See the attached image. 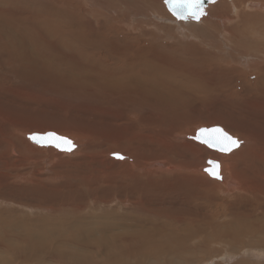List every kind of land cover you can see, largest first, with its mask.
<instances>
[{
    "label": "bare ground",
    "instance_id": "1",
    "mask_svg": "<svg viewBox=\"0 0 264 264\" xmlns=\"http://www.w3.org/2000/svg\"><path fill=\"white\" fill-rule=\"evenodd\" d=\"M28 1L30 3V0H28ZM28 1H26V2H28ZM49 2L55 3V1H49ZM215 2H216V0H214V2L209 3L203 9V14L200 16L199 20H194L191 17H188L187 19H184V20H176L175 22L178 24H180L181 21H183V23L188 22V21L198 22V21H200V19L202 17H204L207 14V17L202 18V20H201L202 22H200L199 25H198L199 22L198 23H192V24L188 23L185 26L186 27L185 30H183V28L180 27L179 30H181V32H180V35H178L177 37H171L170 36V37H168V39L167 38H159L158 36L151 35L153 32L152 33L148 32V34L151 35L150 37L152 39L151 38L147 39L146 36L142 37L143 35L134 36L133 37L134 40L130 44H126L124 42V39H126V38H124L123 36H122V38H120L117 33L116 34H117L118 38H116V36H114L108 29L104 30V34H107L108 37H106L105 35L102 36L103 33L98 28H94L93 31L91 32V29L88 26V21L87 20L85 21V19H80V20L78 19L77 20L78 23L73 24L75 13L73 12V10L68 11L67 8H65L67 6V4H65L66 2H59L58 1L56 3V8L51 6L50 3H49V5H43V4L41 5L39 3L38 4H36V3H30V4L24 3V4H22V3L18 2L16 4L15 11L13 12L14 13V19H13L14 22L7 23L6 21H4L0 17V29L3 30V32H4V34L0 35V44H1L0 47L2 46L3 50L6 53L9 51V54L15 53L14 55H16V56H12L10 59V60H15L14 63H18V65H16L15 67L17 69H19V71L13 75L15 78L19 79V81L21 79H23V80H36V81L42 80V81H44L45 84H49L50 87H52V88L60 89V90H66V91H69V93L73 92L74 94L76 93L79 96H81V95L85 96V97L89 96L91 101H94V100L97 101V98L102 99L104 102V107L110 109L108 111L104 109V117L105 116L111 117L112 114L114 113L113 111L116 110L115 113H117L118 116L115 118V121L116 120H118V121L122 120L123 121L120 125L118 124V126H117L118 128H121V130H122L121 125L130 124V118L129 117L134 118V119H136V123L138 124V126H136L137 131H140L144 136H146L147 138L150 139L151 145L154 148V149L152 148V151L153 150L156 151L157 152L156 154L145 156V155H141V154L139 155V154L135 153L134 157L131 158L129 156L130 154L127 153L126 155L123 156L124 159H116L115 156L113 155L115 152H113V151L111 153L108 152L110 154V158L112 159V164L110 167H108L106 169L107 170L106 172H108L110 177H112V178H111V180H109L105 177L103 186L110 187L112 183L119 182V179H121V183H122L123 178L125 176H127V178L130 179L132 183L136 182V185L134 186L136 189L137 188H143L142 190L140 189L141 190L140 194H142V195H146V194L148 195L152 191H154V192H158V191L159 192H166L168 195L170 192L173 193L174 189L180 191L179 200H178L179 204L178 205L180 207L183 206L184 208H186L185 210L183 209L182 212H184V215H186L187 217H184L183 214L180 213L181 211L179 213H175V214H172L171 211L167 212V214H169L171 216V217H169L170 218L169 220L171 223V229H170L171 234L169 233V236H167L166 234H163L162 230L157 228V229L151 230L152 231L150 233L151 235L148 236V233H147V238L145 237V239H146L145 241H147L145 243H148L149 245H151L150 246V249H151L150 255L152 257H150V258H152L153 262L154 261L159 262L165 258L163 260V261H165V264H175L177 262H182L181 264H190L192 262L191 257H194V259L196 260V258H195L196 255H199L200 253H202V252H200V250L198 251L197 248H198V246L202 245L203 243L206 245L207 244L209 245V246H207V249H205V250H208L209 249L208 247H212V254H216V255L222 254V250H225L229 246L233 247V248L237 247V246H235L237 239H238V241H239V239L242 240V242L240 241L241 243L239 242L240 245H243L242 244V243H244L243 240L246 238V240L252 244L257 243L261 246H264V238H261V236L264 235V139L263 140L258 139L254 134H251V132H245V131L240 132L239 138L243 139L244 144L242 143L243 144L242 145L240 143L238 147H235V149H237L239 147H241V148L236 153L234 152L236 150L233 149L232 150L234 152L233 155L231 154V158L230 157L227 158L231 161H234L235 164H233V163H232L233 165L232 164L230 165L229 163L226 164V165L229 164L231 168L230 167H229L230 169L228 168V170H230L229 171L230 173L227 174V177H225V178L224 177L222 178L223 175L221 174L222 173L221 172V165L216 160L206 159L207 166L204 169V171L206 173H208L210 177L220 181V183H219V182H215V181H211V180L207 179V177L204 176V174L202 173L203 169L199 168V167H201V163L204 162L202 159L204 154L200 155V150H199L198 146L193 145V144H189V143H185L186 141H184V142L181 141L182 142L181 144L179 142V143H176L174 145V144H171L169 141H159L157 139V137L154 136V133L157 136L162 137V138H165L169 135H175L174 133L181 132L186 126L195 122V118H193V116L188 115V113L182 114V110H183L184 106L189 105L190 101L187 99V96H186V95H188V93L183 91L181 89V87H185L187 90H189V92H191L195 96H197V94L199 96L200 93L204 96H209L211 98L216 97L218 94L219 95L220 94L226 95V93H224L222 91H225L227 88H229L226 86L225 80L230 77L229 76L230 73L229 72L226 73V70L222 67H216V64H218L220 66V63H222V62L224 63L227 58H229L228 63L231 64L233 61L235 62L237 56H235V58L232 56L229 57V53L227 52L225 54L226 55V58H225V57H222L223 55L220 56L219 53L217 52L218 54L217 53L216 54L218 55V57L220 56V58H219V60H216V58H214L215 60H213L211 58V55H212L211 53L214 50L215 41L220 43V44L222 43V45L224 47H226L227 45L232 44V42H233L232 39L235 36L233 34L234 30L231 28V33H232V35L230 37L231 39H229V38L227 40L222 39L223 37L228 36L227 29L231 27V26L227 27V25H230L231 20L228 17H223V16H225V14L222 17L217 15V17L219 16L218 21H220V23L218 22V24L220 25V27L222 29L221 30L219 29L220 31L216 34L217 28H214L215 24H214V22H211L212 19L215 18V14H214L215 11L213 9L209 10L210 8L213 7V4ZM163 3H164V1H163ZM24 5H25V7L23 9H21ZM224 5H226V4H224ZM244 5L245 4L242 5L243 9L245 8ZM248 6L250 8H254V9L256 7V5H250V3L247 5V7ZM219 7H221V6H219ZM257 8L262 9L263 6L259 5V6H257ZM238 10H239L238 6L234 5V8H232L230 10V12H233V15L238 16V13H239ZM206 11H209V12L206 13ZM211 11H214V12L211 13ZM252 11H254V10H252ZM263 11H264V9H263ZM69 12H71V13H69ZM159 12H160V10H159ZM160 15H162V14H160ZM236 16H234V17H236ZM48 23H49V27L47 26ZM245 27H247L246 30L249 28V26H245ZM237 29L238 28H236V30ZM96 30L100 32V35L98 36L99 38H92V34ZM143 32H145V31H143ZM234 32H238V31H234ZM156 33H157V31H156ZM52 35L56 36L57 42L54 45V48H52V50H50L49 47L46 46L45 44H47V41H49L52 38ZM35 36H37L39 40H36ZM245 36H247V35H245ZM157 38L171 41L169 44L170 48H165L168 44L166 45L165 43L157 42V40H158ZM191 38H194L197 41L196 43L194 42L195 45H192L189 43ZM243 38L244 37H242V39ZM245 38L247 40V37H245ZM260 38L257 39L258 42L260 41ZM121 39H123V40H121ZM194 39H192V40H194ZM252 39H254V38H252ZM252 39H251V41H252ZM92 40H93V42L91 43ZM33 41L35 44L33 43ZM161 41H163V40H161ZM153 42H155L154 46L152 45ZM262 42H263V40H262ZM243 43L244 42L242 41L241 44H243ZM149 44L151 46H149ZM250 44H251V42H250ZM48 45H51V44L48 43ZM58 46H62L63 49L67 50L71 54V56H68L66 54L62 55L63 54L62 52H61L62 53L61 55H59V53H56L59 50L58 48H56ZM247 46H248V43L245 45V47H247ZM6 47L8 48V50H6ZM238 47H239V45H238ZM177 48H181V49L177 50ZM215 48H219V45ZM56 49H57V51H56ZM256 49L257 48H255L254 50H256ZM224 50H226V49H224ZM181 52H183V53L179 55V53H181ZM259 53H258V56L264 55V54H261V53L259 54ZM9 54H8V56H9ZM94 55H96V56H94ZM254 55H256V57H257V54H254ZM241 56H244V55H241ZM241 56H239L240 58H239L238 62L240 61V63L243 64L244 68L249 67L248 62H247V65H244L246 61L242 60ZM75 57L78 58V60L76 59L77 61L74 60ZM259 60H264V56L261 57V59L259 58ZM72 61H74L75 63ZM255 61H258V60L257 59L253 60V62H255ZM235 63H237V62H235ZM258 63H259L258 68H260L259 72L262 74V73H264V64H262V63H264V61H258L257 64ZM241 64H239V66ZM250 68H251V66H250ZM8 75H10V74H8ZM92 78L96 79V82H98L97 80H99V83H96V84L92 83L91 81H94V80H91ZM7 81H8V78H7ZM225 87H227V88L225 89ZM218 90H221V91L218 92ZM9 92H11V91H8V93ZM15 92H16V90H15ZM216 92H217V95H214V94H216ZM227 93H228V91H227ZM249 94L250 93H248V92L246 94H243L240 92L238 95L240 97H238V96L237 97L239 100H241L243 102L244 100L250 99V97H247V96H250ZM69 95H71V94H69ZM92 95H94V98H92L94 100L91 99V97H93ZM202 95H200L199 97L202 98ZM150 102H159L161 104V111L159 114L157 113V116L155 118H152V115H154V110L152 108H155L156 105L151 106L149 108H147L145 106V104H149ZM94 104L96 105L95 102H94ZM95 105H93V106H95ZM107 105L108 106L110 105L112 108L108 107ZM139 109L140 110L143 109L145 111L139 112V113H141V115L139 113H137V116H135L136 110H139ZM3 113L4 112L0 109V123H3V126H5L6 124H8L9 127L15 126L14 124H10L6 120ZM22 116H20V117H22ZM211 116H212V114H211ZM144 119H146V121H144ZM222 119H224V118L222 117ZM82 126H84V125H82ZM214 127L222 129L218 126L203 127V128L210 129V128H214ZM35 128H36V126H35ZM18 130H20V129H18ZM45 130H48L47 127H45ZM35 131L37 132L36 129H35ZM83 131H84V129H83ZM36 132H33V133H36ZM47 132H52L55 135L62 137V138H65L67 140H70L72 142V145H73L72 148L73 149L71 151H60V152H64L65 154H72V153L76 152V144L74 143V141L72 139L65 136L64 133L61 134V133L53 132V131H47ZM39 133L42 134L40 132V130H39ZM83 133L84 132H82V134L78 133L75 136L77 138L79 137L78 138L79 140H82L84 138ZM193 133H195V132H193ZM225 133H227V132H225ZM29 134H31V133H29ZM29 134L26 135V138L28 137ZM86 135L88 136V134H86ZM92 135H94V134H92ZM131 136L125 135V139L120 142V144H122V143L123 144H132V146L130 147L131 148L130 151L133 148H135L133 146V144L135 143L136 139L138 138V137L137 138L135 137V139H133V138H131ZM133 136H135V135H133ZM180 138H183V134H182V136H180V135L178 136V134H176V136L174 137V141H179ZM147 140H145V141H147ZM185 140H186V138H185ZM237 140L241 142V139L240 140L237 139ZM2 141H3V139H2ZM112 141H115V140H113V139H111L109 141L104 140V143H111ZM7 143H8V141H7ZM30 143H32V142H30ZM147 143H148V141H147ZM32 144H34V143H32ZM168 144H170L169 150L166 149L167 148L166 146ZM34 145H36V144H34ZM111 145L116 146V143L112 142ZM40 147H42V148L51 147V148L55 149L56 151H59L53 146H40ZM141 147H143V146H141ZM176 148H177V150H176ZM8 149H10V148H8ZM47 149H50V148H47ZM181 150H184L185 154H187V153H194L197 155L199 154V158L196 160V162H194V161L190 162L187 158L188 156L186 157V155L183 152L182 153L179 152ZM7 151H9V150H7ZM211 151H212V149H211ZM19 153H20V151H19ZM166 153H169V154H166ZM220 153H222V152H220ZM119 155H121V153ZM187 155H189V154H187ZM132 156H133V154H132ZM222 157L224 159V156H222ZM235 157H238L237 161H236ZM219 158H220V156H219ZM114 160H117V161H114ZM12 163H14V162H12ZM114 169H115V171H114ZM121 169H125L126 174L124 177L120 176V177H118L119 179H116L114 177V175H115V173L119 174V171ZM206 169L208 171H206ZM84 170H82V171H84ZM150 170L154 171V177H157V179L152 180L146 174H144L146 172H150ZM228 170H227V166H226V173L228 172ZM80 171H81V169H80ZM210 172L217 173L219 178H215L213 175H210ZM94 173H96V172H94ZM72 175H70V176H72ZM75 175H77V174H75ZM104 176H106V175H104ZM168 178H171L170 181L168 180ZM88 180H90V179H88ZM44 181H45L44 179L38 178V179H35V181H33V180L32 181H26V185L30 184V183L33 184L35 182L37 183V185L38 184L44 185ZM100 181H102V180H100ZM23 182H25V181H23ZM84 184H86V182H84ZM98 185H100V184H98ZM5 186L7 187V185H5ZM76 186L73 184L70 185L68 190L65 193L71 194L73 191L76 190ZM147 186H149L150 189H148ZM32 187H35V186H32ZM86 187H88V186H86ZM123 187L124 186H122V188ZM145 187H147V189ZM19 188H20V186H19ZM41 188H43V187H41ZM93 189H94V187H93ZM132 189L133 188H131V190ZM30 190L28 191L29 193H30ZM110 190L112 191L111 188H110ZM32 191H34V190L32 189ZM37 191H39V190H37ZM124 191L125 190H123V192ZM105 192H107V191H105ZM118 192H120V191H118ZM50 193H51V191H50ZM173 194H175V193H173ZM216 194L221 195L222 196L221 198H228L227 196L230 194L232 196L231 197L232 200L234 198L232 205L228 204V203L225 205L223 200H217L216 196H215ZM106 195H107V193H106ZM32 196H34L33 193H32ZM98 196H100V195H98ZM134 196L131 195V197H130V195H129L127 197L128 199L125 200L124 202H122L119 198V195H118V197L115 200H113V202L117 201L119 204L122 203V204H124V207H125V205L127 207H129V205L136 206V204L143 202V199H141V201H139V199H138L139 197L135 198ZM175 196H177V195H175ZM13 197H15V196H13ZM18 197H15V198H18ZM41 197L42 196H40V199H41ZM141 197H143V196H141ZM105 199H110V198H108V196H107L106 198H104V200ZM11 200L0 197V232H1L0 233L1 234V237H0V264H14L11 259H8L6 257L5 253H7V252H5V250H10V252L15 256V258H17L15 261V264H26V263H24L26 260H31L32 262H34L35 260H39V255L41 253H44L45 255H50V256L57 254L59 252V246L68 248L69 245H73L76 247V250L87 248L88 245H90L89 244L90 241H88L89 239H85L84 237L77 235L79 233L78 232V225H77L78 221L82 222V224L84 226V230H85L84 233L89 234V236L93 235L94 229H99V233L104 232V228L99 227V225L97 228L93 227V223L95 220L94 219L92 220V217H91L92 215H88V216L78 215V214H75L73 216L70 215L72 217H70L69 219L64 221V225H62V223H59L57 221V219H56V221L58 223L54 222L55 218H53L54 217L53 216L54 213H53L52 214L53 217L50 215V217L53 218V222H51L50 225L47 224L44 226L45 227L44 231H47V232H43L45 234H40L41 232L39 231V225L42 224L40 222L42 220H39L36 218L33 219L32 217H31L32 218L31 219L28 217V215L24 214V217L22 216L23 217L22 222L26 223V224H30L34 227V228L33 227L32 228H25L22 225H20V223L17 219H13L14 218L13 217V211L14 210H17L18 212L22 211L20 208H19L20 210L15 208L16 206L22 207L27 212H33V211L38 209L41 212L44 211L47 213L48 212L52 213V212H55L58 210V213H59L60 206L61 207L62 206L67 207L68 209L74 208L75 212H76V211L80 210V208H81V207H79V203L75 204L74 202H71L69 200L65 201L63 204L62 203H59V204L58 203H52V202H51L52 203L51 204L49 202L50 204L49 203H44V204H40V205L38 204L39 206H37V208H36L35 206H33L29 203H26V202H22V201L17 202L18 200H16V201L15 200L11 201ZM38 200H39V198H38ZM189 200H191L190 203H189ZM101 201H102V199H101ZM37 202H36V204H37ZM43 202H44V200H43ZM148 203L150 205L151 202L149 201ZM103 204H104V202H103ZM81 205H84V204H81ZM141 205H143V208L149 209L146 206H144V204H141ZM172 205H174V204H172ZM108 206H110V205H108ZM122 206L123 205H121L120 207L122 208ZM150 207H152V206H150ZM136 208L137 207H135V209ZM154 209L156 210L155 207H154ZM133 210L134 209H132V211ZM158 210H160V209H158ZM61 211H62V209H61ZM83 211H84V209H83ZM126 211H127V209H125V212ZM218 211H219V213H218ZM67 212H69V210ZM67 212H66V215H67ZM91 212H93V210H91ZM125 212H123V213H125ZM130 212H131V210H130ZM150 212H151V210H150ZM161 212H163V211H161ZM223 212H225V215L223 214ZM1 213H7L8 215H11L12 221L8 220L9 216L7 217V219H3V216H1ZM22 213H24V212L22 211ZM58 213L56 212V215ZM63 213L65 214V212H63ZM113 213L117 216L116 211H114ZM32 214H31V216H32ZM44 214H46V213H44ZM111 214H112V212H111ZM151 214H152V212H151ZM207 214H209L210 217L212 218L211 221L205 220L204 218H202V220L204 219L206 222L203 221L204 223L200 224L201 223L200 217H204V215H207ZM46 215H48V214H46ZM121 216H125V215H121ZM180 216H182V217H180ZM18 217L20 218L19 215H18ZM163 217H164V215H163ZM39 218H41V217H39ZM48 218H49V215H48ZM158 218L161 219L159 217V215H158ZM158 218H156V219H158ZM99 219H97V220H99ZM224 219H227V220L223 221ZM63 220H65V219H63ZM104 220H106V219H104ZM128 220H129V218H128ZM107 221H105L106 225H107ZM116 221H118V220H115V222ZM156 222H157V220H156ZM214 222H222V223L217 224ZM17 223H19L18 228L20 229V231H16V233H11V231H7L6 233H4V226L15 229L17 227L16 226ZM112 223H113V220H112ZM131 223H129V224L133 225V222H131ZM168 223H169V221H168ZM191 224H193V226H194V224H196L197 227L195 228V227L191 226V228H190L189 226ZM122 225H124V223ZM155 226L157 227L156 224H155ZM148 231H149V229H148ZM209 231H213V234H209L208 233ZM257 232H261L260 238H256L255 233H257ZM64 233H68L69 236H67L66 238L63 237ZM243 236H245V237H243ZM112 239L114 241V238H112ZM200 240H202V241H200ZM51 246H52V248H51ZM42 247H44V248L40 253V249ZM199 248H203V247H199ZM242 248H243V246H242ZM241 251H242V249H241ZM207 252H206V254H207ZM227 252H230V250H228ZM234 252L236 253V251H234ZM252 254H254V253H252ZM13 255H12V257H13ZM80 255H78V256L80 257ZM84 255H86V253ZM224 255L225 256H223L224 257L223 259L218 257L219 259H222L221 263L225 262V260L229 261L231 259V258H228L230 256L227 257V255H229V254H227V255L224 254ZM92 256H93V254H92ZM165 256H167V257H165ZM94 257L96 258V256H94ZM133 257H135V256H133ZM198 257H200V256H198ZM202 257H201V260H203ZM214 258L216 260V257H214ZM55 259H57V258H55ZM137 259H138V256H137ZM140 260H138V261H140ZM86 261H88V260H86ZM197 261H196V263H198ZM216 261H218V260H216ZM54 262H56V261H54ZM244 262L245 261L240 260V261H237L236 264H242V263L244 264ZM140 263H143V261H140ZM149 263H151V262H149ZM230 263H231V260H230L229 264Z\"/></svg>",
    "mask_w": 264,
    "mask_h": 264
},
{
    "label": "rangeland",
    "instance_id": "2",
    "mask_svg": "<svg viewBox=\"0 0 264 264\" xmlns=\"http://www.w3.org/2000/svg\"><path fill=\"white\" fill-rule=\"evenodd\" d=\"M26 1H28V0H0V17L4 21H6L7 23L14 22L13 21V19H14V13L13 12L15 11L16 4L18 2H20L22 4H24V3L28 4L29 1L28 2H26ZM37 1L36 0L35 1L30 0V3H36V4L39 3L41 5L42 4L43 5H49V3H50L49 1H55V3L51 2L50 5L56 8V3L58 1L59 2H66L65 4H67V6L65 8H67L68 11L73 10V12L75 13L73 24L78 23V21H77L78 19L79 20L85 19V21L86 20L88 21V26L91 29V32L93 31L94 28H98L103 33L102 36L105 35L106 37H108L107 34H104V30L108 29L114 36H116V38H118L117 34L119 35L120 38H122V36L124 38H126V39H124V42L126 44L132 43L134 40L133 37L139 36V35H143L142 37L146 36L147 39L151 38L150 37L151 35L158 36L159 38H167V39L170 36L171 37H177L178 35H180V32H181V30H179L180 27L183 28V30H185V28H186L185 26L188 23L192 24V23H198L199 22L198 23V25H199L200 22H202L201 21L202 18L207 17V14H206L198 22L188 21V22L183 23V21H181L180 22L181 25H180V24L175 22L177 19L174 18L170 14V12L166 9V7L163 3L164 0H37ZM249 3H250V5H256L255 9L250 8L249 6L247 7V5ZM224 4H226V5H224ZM243 4H245L244 7L246 9L245 8L243 9V6H242ZM234 5L238 6V8H239L238 16L233 15V12H230V10L232 8H234ZM259 5L260 6L262 5L263 8L262 9L257 8V6H259ZM219 6H221V7H219ZM24 7H25V5L21 9H23ZM211 9H213L215 11V12L211 11V13L214 12V14H215V18H213L211 22H214V24H215L214 28H217L216 34L222 29L220 27V25L218 24V22L220 23V21H218L219 16L222 17L225 14V16H223V17H228L231 20L230 25H227V27L231 26L230 28L227 29L228 36L223 37L222 38L223 40H227L228 38L231 39L230 38L232 35L231 28L234 31H238V32L233 31V34L235 37H233L232 40L234 43L232 42L231 45H227L226 47H224L222 45V43L220 44V43L215 41V47H217L219 45V48L214 47V50L212 49L213 52L211 53L212 54L211 58L213 60H215L214 58H216V60H219L221 55H223L222 57L226 58L225 54L227 52L229 53V57L232 56L235 58V56H237L236 57L237 61L235 60V62H237V63H235L233 61L231 64H229L228 63L229 58H227L224 63L223 62L220 63V66L218 64H216V67H222L226 70V73L227 72L230 73L229 74L230 77L225 80L226 86L229 88L225 87V89L227 88L228 90L226 89L225 91H222V92L226 93V95L225 94H220V95L218 94L217 95V92H216V94H214V95H217V96L211 98L209 96H204L200 93L199 96L202 95V98H201L198 96V94H197V96H195L191 92H189V90H187L185 87H181V89L183 91L188 93V95H186V96H187V99L190 101L189 105L184 106V108L182 110V114L188 113V115L193 116V118H195V122H193L192 124H189V125L187 124L188 125V126H186L187 128L185 127L181 132L174 133L175 135L167 136L168 138L167 137H165V138L159 137L155 133H154V136L157 137V139L159 141H169L171 144H174V145L176 143H179V142L181 144L182 143L181 141H183V142L186 141L185 143H189V144H193V145L198 146V148L200 150V155L204 154V156L202 157L204 162H202L203 164L201 163V167H199V168L203 169L202 173L204 174V176L207 177V179L220 183V181L210 177L209 174L204 171V169L207 166L206 159L216 160L221 165V172L222 173L221 172L220 173L223 175L222 178L223 177L225 178V177H227V174L230 173L229 172L230 170H228L230 165L232 163L235 164L234 161H231L227 158H229V157L231 158V154L233 155L234 152L235 153L238 152V150L241 147L234 149V150H236L234 152L231 151L229 153L223 154V153H220L216 150L211 151L210 148H208L207 146H205L202 143H198V142L194 141L191 137H193L195 134L193 132H196L199 128L218 126V127L222 128L225 132H227L233 138L239 139V140L241 139V144L242 143L244 144V142H243L242 138H239L240 137L239 133L243 132V131L251 132V134H254L260 140L264 139V116H263L264 115V113H263L264 112V73L261 74L259 72V69H260V68H258L259 63L257 64L258 61H264V60H259V58L261 59V57H263L264 55L263 56L259 55L260 57L258 56V53L261 50L262 51L260 53L264 54V37H263L264 36V16H263L264 15V11H263L264 0H216V2L213 4V7L210 8L209 10H211ZM159 10H160V12H159ZM252 10H254V11H252ZM207 12H209V11H206V13ZM69 13H71V12H69ZM160 14H162V15H160ZM217 15H219V16L217 17ZM234 16H236V17H234ZM47 26L49 27V23L47 24ZM245 26H249V28L246 30L247 27H245ZM236 28H238V29L236 30ZM96 31H94V33L92 34V38H99L98 36L100 35V32L99 31L96 32ZM143 31H145V32H143ZM156 31H157V33H156ZM148 32H151V33L153 32V33L151 35H149ZM2 34H4V32H3V30L0 29V35H2ZM245 35H247V36H245ZM35 37H36V40H39L37 36H35ZM242 37H244V38L242 39ZM245 37H247V40ZM258 37L259 38L261 37L259 42L257 40V39H259ZM159 38H157L158 39L157 42L165 43L166 45L168 44L165 48H170L169 44L171 41L165 40V39H159ZM252 38H254V39H252ZM192 39H194V38H191L189 43L192 45H195V43L197 41L195 39L194 40H192ZM251 39H252V41H251ZM56 40H57L56 36L52 35V38L49 41H47V44H45V45L48 46L50 50H52V48H54V45L57 42ZM121 40H123V39H121ZM161 40H163V41H161ZM262 40H263V42H262ZM242 41L244 42L243 43L244 45L241 44ZM92 42H93V40L91 41V43ZM250 42H251V44H250ZM33 43H34V41H33ZM48 43H50L51 45H48ZM245 43L246 44L248 43L247 47H245V45H246ZM154 44H155V42L152 43L153 46H154ZM237 44L239 45V47ZM149 46H151V45L149 44ZM56 48H58L59 50H58V52H56L57 51V49H56L55 52L59 53V55H61L63 53L62 55L66 54L68 56H71V54L67 50L63 49L62 46H58ZM255 48H257L256 50L258 52L256 50H254ZM179 49H181V48H177V50H179ZM224 49H226V50H224ZM6 50H8L7 47H6ZM217 52L220 55L219 57L217 55L218 54ZM182 53L183 52L179 53V55ZM8 54H9V51L6 53L1 46L0 47V109L4 112L3 115L5 116L6 120L10 124H14L15 126L9 127L8 124L3 126V123H0V125H1L0 126V138H1L0 139V159H1L0 161L2 162V163L0 162V181H1L0 182V197L10 199V200L12 199L15 201L18 200L17 202H21V201L26 202V203H29V204L35 206L36 208L40 204L49 203V202L50 203L52 202V203H58V204L62 203L63 204L65 201L69 200L71 202H74L75 204L79 203V207H81V208H80V210H78L76 212H75L74 208L68 209L67 207H63V206L61 207L60 206V208H59L60 214L58 213V210L55 212H52V213L51 212L47 213L44 211L41 212L38 209L33 211L34 213L33 212H27L22 207L15 205L16 206L15 208H17V209L20 208L24 213H22V211L18 212L17 210H14L13 211V217H14L13 219H17L19 221L20 225H22L25 228H32L33 226L30 224H26V223L22 222L24 214L28 215L29 218L32 217L33 219L36 218V219L42 220V221H40L42 223L41 224L42 226L39 225V231L41 232L40 234H45L43 232H47V231H44L45 230L44 226L47 224L50 225V223L53 222V218H55L54 219L55 223L59 222V223H62V225H64V221H66L67 219H69L70 217H72L75 214L84 215V216L85 215L86 216L92 215L91 216L92 220L93 219L95 220L93 223V227L97 228L99 225V227L104 228V232H102V233H99V229H94L93 235H92L93 237H92V236H89V234L84 233L85 232L84 226H83L82 222L78 221V223H79V224L77 223L78 232L80 234L78 233L77 235L82 236L85 239H89L88 241H90V243L89 242L88 243L90 245H88L87 248L76 250V247L73 245H69L68 248L59 246V252L57 254L50 256V255H45L44 253H41V251L44 248V247H42L40 249L41 254L39 255V260H35L34 262H32L31 260H26L24 263H26V264H40V263L41 264H112V263L113 264H116V263L117 264H129V263L130 264H143V263L144 264L145 263L146 264H156V263L157 264H165V261H163L165 258L159 262H157V261L153 262L152 261V258H150V257H152L150 255L151 254V252H150L151 251V249H150L151 245H149L148 243H145V242H147V241H145L146 240L145 237L147 238V233L149 236V235H151L150 234L152 232L151 230L157 229V228L162 230L163 234H166L167 236H169V233L171 234V232H170L171 223L169 220L170 219L169 217H171V216L169 214H167V212L171 211L172 214H175V213H179L181 211L180 213H182L184 217H187L186 215H184V212H182V210L183 209L185 210L186 208H184L183 206L180 207L178 205L179 204L178 200H179L180 191L174 189L173 193H175V194L170 192L169 193L170 196L166 192H159V191L158 192L152 191L151 193L148 194L149 196L147 194L142 195V194H140V192L143 188H137L136 189L134 187L136 185V182L132 183L131 180L128 179L127 176H125V174H126L125 169H121L119 171V174L115 173V175H114V177L116 179H119L118 177H120V176H123V177L125 176L123 178L122 183H121V179H119V182H117L118 184L112 183L110 187L103 186L105 177L109 180H111V178H112V177H110L109 173L106 172L107 171L106 169L108 167H110L112 164V159L110 158V154H109L112 151L115 153H119V154L121 153L122 156L129 153L130 154L129 156L131 158L134 157L135 153L139 154V155L140 154L145 155V156H149V155L157 153L154 150L152 151L153 147L151 145L150 139L147 138L146 136H144L140 131H137L136 126H138V124L136 123V119L129 117L130 118V124L121 125L122 126V130H121V128H118L117 126H118V124L120 125L123 121L122 120H120V121L116 120L117 122L115 121V118L118 116V114L115 113L116 110H114V111L112 110L115 114L113 113L111 117L105 116L106 117L105 118L104 117V109L107 111L110 109L104 107V102L102 99L97 98V101L92 99V98H94V95H92L93 97H91V99L94 101H91L89 96H87L88 97L87 98V97L82 96V95L79 96L76 93L74 94L73 92H72L73 93L72 94L66 90H60V89L52 88V87H50L49 84H45L44 81H42V80L36 81V80H23V79H21L19 81V79L15 78L13 76L15 73H17L19 71V69H17L15 67L16 65H18V63H14L15 60H10L12 56H16V55H14L15 53H11L12 55L9 54V56H8ZM249 54L250 55L252 54V55L250 56ZM254 54H257V57ZM241 55H244V56H241ZM94 56H96V55H94ZM239 56H241L242 60L246 61L244 65H247V62H248L249 67L244 68L243 64H241L240 61L238 62V60L240 58ZM76 59L78 60V58L75 57L74 60L77 61ZM256 59L258 61L253 62V60H256ZM72 62H74V61H72ZM239 64H241V65L239 66ZM262 64H264V63H262ZM250 66H251V68H250ZM8 74H10V75H8ZM7 78H8V81H7ZM91 80H94V81H91L94 84L99 83V80H97L98 82H96V79H93V78ZM15 90H16V92H15ZM8 91H11V92L8 93ZM219 91H221V90H218V92ZM227 91H228V93H227ZM240 92L243 94H246L247 92L250 93L249 94L250 96H247V97H250V99L244 100L243 102L241 100H239L238 97H240V96H238V95ZM69 94H71V95H69ZM94 102L96 103L97 106L94 104ZM92 104L95 106H93ZM154 105H156V106H155V108H152L154 110V115H152V118H155L157 116V113L158 114L160 113L161 104L159 102H150L149 104H145V106L147 108L154 106ZM108 107L112 108L110 105ZM143 111H145V110H143V109L142 110H140V109L136 110L135 116H137V113L143 112ZM139 114L141 115V113H139ZM211 114H212V116H211ZM20 116H22V117H20ZM222 117L224 119H222ZM144 121H146V119H144ZM82 125H84V126H82ZM35 126H36V128H35ZM45 127H47L48 130H45ZM18 129H20V130H18ZM35 129L37 130L38 133H39V130L41 133H45L47 131L58 132L61 134L64 133L65 136L72 139L74 141V143L76 144V152L72 153V154H65L64 152L56 151L55 149H53L51 147H47V148H50V149H47L46 147L42 148L40 146H37V145L30 143V141L26 138V135L29 133L36 132ZM83 129H84V131H83ZM77 132L80 134H82V132H84L83 133L84 138L82 140H79L78 139L79 137L77 138L75 136L78 134ZM86 134H88V136ZM92 134H94V135H92ZM176 134H178V136L179 135L182 136V134H183V138H180L179 141H174V137L176 136ZM125 135H130V136L132 135L131 138H133V139H135V137L136 138L138 137L136 139L135 143L133 144V146L135 148H133L131 151H130V149H131L130 147L132 146V144H123V143L120 144V142L125 139ZM133 135H135V136H133ZM185 138H186V140H185ZM2 139H3V141H2ZM111 139L115 140L112 142L116 143V146L111 145L112 142L111 143H104V140L109 141ZM6 140L8 141V143ZM145 140H147L148 143ZM141 146H143V147H141ZM166 147H167L166 149L169 150L170 144H168ZM8 148H10V149H8ZM7 150H9V151H7ZM176 150H177V148H176ZM19 151H20V153H19ZM179 152H181V153L183 152L185 154L184 150H181ZM132 154H133V156H132ZM166 154H169V153H166ZM187 154H189V155H187ZM187 154H185V155H186V157L188 156L187 158L190 162H193V161L196 162V160L199 158V154L198 155L194 154V153H187ZM221 155L224 156L225 160L223 159V157ZM219 156L221 159L219 158ZM235 159L237 161L238 157H235ZM114 161H117V160H114ZM12 162H14V163H12ZM227 163H229L230 165L229 164H228L229 166L226 165ZM225 165L227 166V170H228L227 173H226V166ZM80 169H81V171H80ZM115 169H114V171H115ZM82 170H84V171H82ZM94 172H96V173H94ZM75 174H77V175H75ZM103 174L106 176H104ZM144 174H146L152 180L157 179V177H154V171L153 170H150V172H146ZM70 175H72V176H70ZM38 178H42L45 180L44 185L43 184L37 185L36 182L33 184L30 183V184L26 185V181H32V180L35 181V179H38ZM87 178L90 180H88ZM170 179L171 178H168L169 181H170ZM100 180H102V181H100ZM23 181H25V182H23ZM83 181L86 182L87 185L84 184ZM72 184L75 186L77 185L76 190L73 191L71 194H66L65 192L68 190L69 186ZM98 184H100V185H98ZM5 185H7V187ZM31 185L35 186V187H32ZM19 186H20V188H19ZM86 186H88L89 188ZM122 186H124V187L122 188ZM41 187H43V188H41ZM93 187H94V189H93ZM147 187H148V189H150L149 186H147ZM147 187H145V188L147 189ZM110 188L112 189V191L110 190ZM131 188H133L134 190L133 189L131 190ZM32 189L34 191H32ZM29 190H30L31 194L28 192ZM37 190H39V191H37ZM104 190L107 192H105ZM123 190H125V191L123 192ZM50 191H51V193H50ZM118 191H120V192H118ZM32 193L34 194V196H32ZM106 193H107V195H106ZM97 194L100 196H98ZM12 195L15 197H18V196L19 197L15 198ZM118 195H119V198L122 202L127 200L128 199L127 197L129 195H130V197H131V195L132 196L135 195L134 196L135 198L139 197L138 198L139 201H141V199H143V202L136 204V206L129 205V207H127L125 205V207H124V204H122V203L119 204L117 201H114L115 203L113 202V200H115L118 197ZM175 195H177V196H175ZM40 196H42L41 199H40ZM105 196L106 197L108 196V198H110L112 201L110 199H105L106 200L105 201L104 200V198H106ZM141 196H143V197H141ZM215 196H216L217 200H223L225 205L227 203L232 205V203L234 201V198L232 200V198H231L232 196L230 194L227 196L228 198H221L222 196L219 194H216ZM38 198H39V200H38ZM101 199H102V201H101ZM43 200H44V202H43ZM149 201L151 202L150 205L148 203ZM190 201L191 200H189V203H190ZM36 202H37V204H36ZM103 202H104V204H103ZM81 204H84V205H81ZM141 204H144V206L149 208L151 210L152 214H151L149 209L143 208V205H141ZM172 204H174V205H172ZM108 205H110V206H108ZM121 205H123L122 208L120 207ZM150 206H152V207H150ZM135 207H137V208L135 209ZM154 207L156 208V210L154 209ZM61 209H62V211H61ZM83 209H84V211H83ZM125 209H127L126 212H125ZM129 209L131 210V212ZM132 209H134V210L132 211ZM158 209H160L163 212H161ZM68 210H69V212H67ZM91 210H93V212H91ZM114 211L117 212V216L113 213ZM56 212L58 213L57 215H56ZM63 212H65V214ZM66 212H67V215H66ZM111 212H112V214H111ZM123 212H125V213H123ZM44 213L48 214L49 218H48V215H46ZM218 213H219V211H218ZM31 214H32V216H31ZM52 214L54 217L52 216ZM120 214L125 215V216H121ZM223 214L225 215V212H223ZM18 215L20 216V218L18 217ZM50 215L53 218L50 217ZM70 215H72V216H70ZM158 215L161 219L158 218ZM163 215H164V217H163ZM208 215L209 214L204 215V217H200V222H201L200 224H203L204 222H206L205 220L211 221L212 218L210 217V215L209 216ZM1 216H3V219H7V217L9 216L10 218L8 217V220L12 221L11 215H8L7 213H1ZM39 217H41V218H39ZM180 217H182V216H180ZM96 218L97 219L100 218V219L97 220ZM128 218H129V220H128ZM156 218H158V219H156ZM202 218H204L205 220L204 219L202 220ZM56 219L58 222L56 221ZM63 219H65V220H63ZM104 219H106V220H104ZM112 220H113V223H112ZM115 220H118V221L115 222ZM156 220H157V222L158 221L159 222L157 223ZM225 220H227V219H224L223 221H225ZM105 221H107V225H106ZM168 221H169V223H168ZM131 222H133V225H131L132 224ZM19 223H17V225H16L17 227L15 229L4 226V233H6L7 231H11V233H16V231H20V229L18 228ZM123 223H124V225H122ZM129 223H131V224H129ZM214 223L221 224L222 222H214ZM155 224L157 225V227L155 226ZM191 226H193V224H191L189 227L191 228ZM193 227L196 228L197 225L194 224ZM148 229L150 232L148 231ZM208 233L213 234V231H209ZM260 234H261V232L255 233L256 238H260V236H261ZM67 236H69L68 233L63 234V237L66 238ZM0 237H1V234H0ZM243 237H245V236H243ZM112 238H114V241ZM261 238H264V235H262ZM245 240H246V238L243 240V242H244V243H242L243 245H240L242 240L239 239V241H238V239H237L236 244H235V246H237V247L233 248V247L229 246L225 250H222V254H217V255L212 254V247H208L209 251L205 250V249H207V246H209V245L208 244L206 245L203 243L202 245L198 246V248H197L198 251L200 250V252H202V253H200L201 255L200 254L196 255V257H195L196 260L194 259V257H191L192 262L190 264H229L230 260H231L230 264H236V262L240 261V260L245 261L244 264H264V246H261L257 243L252 244V243L248 242L247 240L246 241ZM200 241H202V240H200ZM242 246H243V248H242ZM199 247H203V248H199ZM51 248H52V246H51ZM241 249H242V251H241ZM228 250H230V252H227ZM234 251H236V253ZM5 252H7V253H5L6 257L8 259H11L13 261V263L15 264V261L17 258H15V256L10 252V250H5ZM206 252H207V254H206ZM85 253H86V255H84ZM250 253L251 254L254 253V254L251 255ZM92 254H93V256H92ZM224 254H226V255L229 254V255H227V257L230 256L228 258H231V259L229 261L225 260V262L221 263L222 259L224 258L223 256H225ZM12 255H13V257H12ZM78 255H80V257ZM94 256H96V258ZM133 256H135V257H133ZM137 256H138V259H137ZM198 256H200V257H198ZM165 257H167V256H165ZM201 257L203 260H201ZM214 257H216V260H218V261H216ZM218 257L222 258V259H219ZM55 258H57V259H55ZM86 260H88V261H86ZM138 260L143 261V263H140V261H138ZM54 261H56V262H54ZM196 261L198 263H196ZM149 262H151V263H149ZM181 263L182 262H177L175 264H181Z\"/></svg>",
    "mask_w": 264,
    "mask_h": 264
},
{
    "label": "water",
    "instance_id": "3",
    "mask_svg": "<svg viewBox=\"0 0 264 264\" xmlns=\"http://www.w3.org/2000/svg\"><path fill=\"white\" fill-rule=\"evenodd\" d=\"M211 2H214V0H171V4H172V10H170L168 4L165 3L164 0V4L167 8V10L170 12V14L176 18L177 20H184L183 18H178V17H191L189 15L190 12H194V11H202L203 9ZM199 4V8H195V7H189L187 5H195V4ZM173 12H175L176 14L174 15ZM192 18V17H191ZM217 127L214 128H210V129H206V128H199L193 137H191L194 141L198 142V143H202L201 140L197 139V133L199 132L200 129H206L209 130L206 133V137L208 139H211L213 141V143L216 145L214 147H209L208 144L206 143H202L204 145H206L208 148L212 149V150H216L218 152H222V153H229L230 151H232L233 149H235V147H232L230 151H222L221 148L226 146V142L222 141L217 134H214L211 132L212 129H215ZM51 133L53 134V137H59L57 135H55L52 132H45V133H31L28 135V139L30 135H35L38 139L45 141L43 144H39L36 142H33L32 140H30V142L38 145V146H53L55 147L57 150L59 151H66V150H61L62 148H66V145H63L61 143V148H57L56 146H54L57 142L55 139L51 138L48 136V134ZM73 149V148H72Z\"/></svg>",
    "mask_w": 264,
    "mask_h": 264
},
{
    "label": "snow or ice",
    "instance_id": "4",
    "mask_svg": "<svg viewBox=\"0 0 264 264\" xmlns=\"http://www.w3.org/2000/svg\"><path fill=\"white\" fill-rule=\"evenodd\" d=\"M165 3L168 4L170 10H172V4H171V0H165ZM189 7H195V8H199V4H195V5H187ZM173 14L175 15L176 13L173 12ZM203 14L202 11H194V12H190L189 15L194 19V20H199L200 16ZM178 18H183V19H187V17H178ZM209 130L206 129H200L199 132L197 133L196 138L201 140L202 143H206L208 144L209 147H214L216 146L213 141L211 139H208L206 137V133ZM212 133L217 134L218 137L226 142V146L222 147L221 150L222 151H230L232 147H238L239 144L241 143L240 141H238L237 139L233 138L232 136L228 135L227 133H225L222 129L219 128H215L211 130ZM49 137L55 139L57 142L54 146H56L57 148H61V143L63 145H66V148H62L61 150H66V151H71L72 150V142L70 140H67L65 138L62 137H53V134L49 133L48 134ZM29 139L32 140L33 142L39 143V144H43L45 141H42L40 139H38L35 135H30ZM115 156L116 159H124L123 156L119 155L118 153H114L113 154ZM206 171H208L206 169ZM210 175H213L215 178H219L218 174L215 172H210Z\"/></svg>",
    "mask_w": 264,
    "mask_h": 264
}]
</instances>
